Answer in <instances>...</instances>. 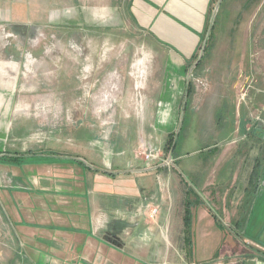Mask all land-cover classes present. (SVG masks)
<instances>
[{
	"label": "crops",
	"instance_id": "1",
	"mask_svg": "<svg viewBox=\"0 0 264 264\" xmlns=\"http://www.w3.org/2000/svg\"><path fill=\"white\" fill-rule=\"evenodd\" d=\"M224 2L129 0L125 8L123 6L122 14L117 15L118 18L112 5H105L101 18L104 27L125 30L117 33L107 29L104 31V47L100 50L88 48L87 69L83 70L87 84L81 82L80 62L79 58H75L79 62L75 65L77 68L73 69L76 80V92L72 95L77 113L75 117L83 115L84 118L139 120L131 125L134 132L130 135L137 136V140L139 136H149L148 140L144 137V145L150 144L154 149H157L155 141L162 144V140L173 138L187 100L197 107H203L210 99L205 101L202 94H196L185 76L188 62L196 54L201 39L211 34ZM247 3L248 6L256 4L250 0ZM22 5L25 3L21 0H0V23L13 22L14 10L10 13L9 8ZM1 8L5 11L4 16L1 15ZM90 33L96 34L89 31L88 35ZM117 34L122 41L119 47L112 45ZM135 38L141 40L132 48L128 47L125 41ZM2 49L5 50H0V61L1 55L17 54L16 48ZM25 49L30 50L27 54L29 57L24 58L26 55L23 52L19 55L22 54V61L32 67L36 64L42 67L43 54L51 50L43 47L22 48ZM159 55L163 56L161 62L158 58L154 62L153 56ZM33 56L40 57L34 59ZM198 60L192 66L194 69L201 66H198ZM48 61H53V58ZM9 64L0 62V119L26 118L31 116L33 110L35 114L40 113L42 110L39 106L30 104L43 102V96L32 88L36 83L19 80L20 62L14 67ZM96 66H102L103 84L97 83ZM60 69V72L64 70L63 67ZM44 72L51 83L50 69L46 67ZM59 78L56 73L53 79L56 81L55 87L61 81ZM99 86L104 87V90L95 94V88ZM81 87L87 89L88 95H81ZM207 88L202 89L203 95ZM213 99L219 105L221 100L217 96ZM56 100L63 103V98L58 95ZM85 101L88 104L93 102L94 106L88 105L84 111H80L82 108L79 104ZM99 101L103 102L101 107L96 105ZM60 112L62 114L63 109ZM96 112H102L103 115H95ZM235 112L239 114V107ZM250 121L240 126V120L239 126L230 132L244 136V139L248 136L253 140L262 139L258 135L264 134V126L257 127L256 131L252 128L249 130ZM154 137L156 139L153 141ZM228 139L226 137L224 140ZM239 140L227 143L222 152L217 150L216 154H220H215L206 163L205 174L201 164L191 165L195 169H189L190 180L182 177V172L179 173L176 159L173 160L176 169L165 166L159 160H153L149 165L144 161L143 165L140 162L142 160L134 159L133 162L127 160L123 170L122 162L131 150L123 149L122 152V149H118L115 151L118 157L115 159L118 160H114L113 169L109 170L106 164H99L92 159L94 153H88L87 158L86 154L83 156L84 150L79 145L73 152L65 150L56 157L82 166L79 175L75 176L72 167H47L48 172H54L57 177L53 180L46 176H43V180L35 179V189H29H43V195H46L43 198H52L63 208L49 215L46 213L50 208L47 203L36 200L43 209L38 216L42 217V221L46 219V222L55 224L60 233L55 234V238L48 236L45 243L49 247H43V252L37 253L34 261L23 264H197L198 261L184 260L183 249L187 254L188 251L192 254L193 246L198 241L201 250L207 254L198 264H264V142L258 147L248 144L243 149L245 144ZM219 146L220 143L213 145ZM37 147L30 142L22 147V151L17 148L0 151V158L20 161L25 157H42L36 152ZM65 148L71 149L68 146ZM122 154L126 155L123 159ZM146 174L155 175L154 184L150 180L151 183L137 180L146 177ZM63 175L77 178L71 182V188L78 189L81 182H86L88 188L85 196H81L78 190L74 194L55 190L54 195L51 193L53 190H46L60 187L57 178ZM16 177L20 176L15 174ZM14 178L0 172L3 186L13 187L21 193L28 190L29 187L21 186ZM14 199L18 204L30 201L23 195H16ZM148 206L159 209L155 220H149L146 216L145 207ZM1 216L0 212L2 224ZM29 218L33 220V216L29 215ZM8 237L12 238L8 234L5 239ZM17 246L7 245L11 252L10 260L19 253ZM13 264L16 263L13 261Z\"/></svg>",
	"mask_w": 264,
	"mask_h": 264
},
{
	"label": "rangeland",
	"instance_id": "2",
	"mask_svg": "<svg viewBox=\"0 0 264 264\" xmlns=\"http://www.w3.org/2000/svg\"><path fill=\"white\" fill-rule=\"evenodd\" d=\"M128 1L21 0L25 5L9 8L10 13L14 10L12 12L15 16L14 21L0 23L1 52L5 50L2 49L3 47L17 49L15 51L17 54L1 55L0 62L10 63L11 65H9L12 67L20 62L19 80L22 81L23 79L31 81L33 84L36 83V86H32V88L43 96L42 103H30L31 106H39L38 108L42 110L40 113L35 114L36 111L33 110L31 116L26 118L0 119V151H13V148L22 151V147L31 142L38 145L36 152L43 155L34 158L25 157L20 161L0 158V172L3 175L9 174L13 178L15 174L16 176L19 175L20 177H16L17 179L14 178V180L21 186L29 187L27 191L21 193L13 187L10 189L9 186H3L0 180V212L3 220L2 224L0 223V264H13V261L16 264H23L34 261L37 253L43 252V247L45 249L49 247L45 243L46 238L48 236L55 238V234L60 233L55 224L46 222L45 218L42 221V217L38 216L41 211L43 212V209L41 210L40 204L36 200L47 203L50 208L46 210V213L49 215L54 211H62L63 208L59 207L56 200L51 198L50 201L43 198L46 195H43V189L40 187H37L40 188V191H29L30 188L35 187V179L37 181L40 178L43 180V176H46L53 180L54 177H57L54 172H48L47 167H72L75 176L82 171V166L76 162L60 159L56 156H61L65 150L73 152L79 145L84 150L83 156L86 154L85 157L87 158L88 153L91 155L94 153L92 159L99 164H106L109 170L113 169L114 160H118L115 159L118 158L115 156V153L119 151L118 149H122L120 150L122 152L123 149L131 150L127 159L124 157L126 155L122 154L121 156L122 159L125 158V161L122 162L123 168L121 169L123 170L126 168L127 160H129L128 162H133L134 159L142 160L140 162L143 165L151 163L144 159L146 150L155 148L150 144L144 145V137L148 140L149 136H139L137 140V136L130 135L131 132H134V127L131 129V125H135L139 120L103 117L84 118L81 114H79L81 115L80 118H76L75 104L72 103V95L76 92L74 88L76 80L73 75L74 67L77 68L75 65L80 62V79L82 83L87 84L83 70L87 69L88 48L100 50L104 47L105 30L111 29L113 32L120 33L124 29L104 27L103 21H101L104 16V6L111 4L113 12L117 16L122 14L123 6L125 8ZM250 2L256 3L255 6H248L247 0H225L222 13L214 23L210 47L205 52L209 37L201 39L196 54L188 62L189 66L185 76L187 82L191 84V88L193 86L196 90V94H202L205 101L210 99L206 104H203V107H201L202 105L197 107L191 103V100H187V105L182 108L177 129L173 133L175 141L172 152L168 149V140H162L163 145L165 141L167 142L164 146L155 141L156 150L161 153L159 162L176 159L180 169L179 173L182 172L181 175L185 179L190 180L189 169H195L191 165L201 164L200 167L205 174L206 163L214 158L216 151L222 152L223 148H226V144L235 141V139L240 138L239 142L245 144L242 146L243 149H246L248 144L256 147L263 145L264 134L262 133L258 135L262 139L257 137L259 140H253L252 137H249L250 132L246 139L242 138L244 136L231 133L233 132L231 131L232 128L239 126L240 120V126L244 124L243 122L247 123L248 120H251L249 130L252 128L256 131L257 127L261 126L262 128L264 126V0H250ZM1 13L2 16L5 15L3 8H1ZM212 24L213 21L209 23L210 27ZM89 31H94L96 34L90 33L88 35ZM117 36L116 39L113 38L112 45L119 47L122 41L119 39V34ZM140 40L135 38L124 41L128 47L132 48ZM30 47L51 49L48 54H43L42 67H38L37 64L33 67L27 66L24 60L22 61L24 56L19 55V53L23 52L26 55L24 58L27 59L30 50H22V48ZM200 56L203 62L198 69H194L192 66ZM33 57L35 59L36 56ZM153 57L155 58L154 62H157L156 58L159 62L163 58L162 55ZM50 58H53V61H48ZM75 58H79V62L75 61ZM46 67L50 69L52 77L49 80L51 83L44 75L45 72L43 73V69ZM61 67L64 70L60 72ZM101 68L102 66L95 67L98 84L104 82V72ZM56 73L61 79L58 81L57 87H55L56 81L53 80ZM4 81L5 79L2 82ZM207 86L208 88L204 89L206 93L203 95L202 89ZM103 88L102 86L96 87L95 94L102 93ZM56 90L58 91L57 94ZM80 90L81 95L83 93L88 95L86 88L81 87ZM57 95L63 98V103L56 100ZM216 96L221 100H219V105H217V100L215 102L213 99ZM102 103L99 101L96 105L101 107ZM79 105L83 109L80 111H84L88 105L94 106L93 102L88 104L86 101ZM238 107L239 114L235 112ZM84 114L86 113L84 112ZM95 115L100 116L103 113L96 112ZM15 121L17 125L23 126L18 127ZM226 137L229 139L224 140ZM155 139L154 137L153 141ZM214 143H220V146L213 147ZM64 145L71 149H66ZM219 154L217 153L216 156ZM173 168L176 169V167ZM145 176L139 177L137 180H147L148 183L154 184L155 175L146 174ZM57 179L60 180L58 183L60 187L46 188V190H53L51 191L53 195L55 190L65 193L71 192L72 194L78 190L83 197L87 193L88 185L86 182H81L77 189L70 187L71 182L77 178L63 175V177L58 176ZM16 195L26 196L30 201L18 204L14 199ZM29 215L33 216V220L29 218ZM8 234L13 239L9 237L5 239ZM4 240L6 241L4 242ZM7 245L14 247L18 245L17 249L20 250L12 260H10L11 252ZM201 249L199 241L195 242L192 254L190 251L187 254L183 249L184 260L198 261V264L204 255L207 256L206 252Z\"/></svg>",
	"mask_w": 264,
	"mask_h": 264
},
{
	"label": "built area",
	"instance_id": "3",
	"mask_svg": "<svg viewBox=\"0 0 264 264\" xmlns=\"http://www.w3.org/2000/svg\"><path fill=\"white\" fill-rule=\"evenodd\" d=\"M146 154H145V161L147 162H152L153 160H159L161 158V153L159 151H157L156 149H149L146 150ZM165 166L168 167H172L173 165V160L172 159H167L165 161H163ZM145 214L148 217L149 220H155L156 217L159 214V209L157 207H145Z\"/></svg>",
	"mask_w": 264,
	"mask_h": 264
},
{
	"label": "trees",
	"instance_id": "4",
	"mask_svg": "<svg viewBox=\"0 0 264 264\" xmlns=\"http://www.w3.org/2000/svg\"><path fill=\"white\" fill-rule=\"evenodd\" d=\"M212 31L214 32V26H213ZM212 31H211V34L209 35L208 40H207V45H206L205 52H206V51L208 50V48L210 47V42H212V37H213V35H212ZM202 62H203V60L201 59V60L199 61L198 66H200ZM174 141H175V140H174L173 138H170V140H169V142H168V144H169V148H168V149H170L171 151H172V149H173V147H174ZM185 217H186V221H187V220H188V214H187Z\"/></svg>",
	"mask_w": 264,
	"mask_h": 264
},
{
	"label": "water",
	"instance_id": "5",
	"mask_svg": "<svg viewBox=\"0 0 264 264\" xmlns=\"http://www.w3.org/2000/svg\"><path fill=\"white\" fill-rule=\"evenodd\" d=\"M201 60V56H200V58H199V60L198 61H200Z\"/></svg>",
	"mask_w": 264,
	"mask_h": 264
}]
</instances>
